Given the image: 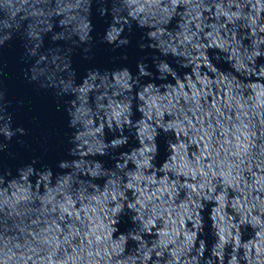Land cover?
<instances>
[{
    "label": "water",
    "instance_id": "1",
    "mask_svg": "<svg viewBox=\"0 0 264 264\" xmlns=\"http://www.w3.org/2000/svg\"><path fill=\"white\" fill-rule=\"evenodd\" d=\"M110 2L101 18L98 0H0V27L11 5L34 41L30 75L74 121L67 152L61 101L25 79L21 42L0 49V90L27 129L0 168L64 158L0 170V252L9 264H264V0ZM96 37L127 58L103 45L90 62L70 55Z\"/></svg>",
    "mask_w": 264,
    "mask_h": 264
},
{
    "label": "clouds",
    "instance_id": "2",
    "mask_svg": "<svg viewBox=\"0 0 264 264\" xmlns=\"http://www.w3.org/2000/svg\"><path fill=\"white\" fill-rule=\"evenodd\" d=\"M11 5H5L3 10V26L0 27V49L7 48L11 44L19 41L23 45V56L21 57V62L25 65L24 76L25 79L30 83L34 84L43 91L49 92L53 94L58 100L61 101L59 108L66 113L68 117V127L71 130V135L68 136V148L67 152L71 148L72 140V129L74 121H72L70 116V109L68 108L67 98L62 95L58 89H53L52 87L45 85L44 83L35 80L34 77L30 75V67L32 64V57L34 52L32 50L34 41L27 34L25 29L20 26L16 21L12 20L8 15V8ZM113 7V4L110 0H98L96 5L97 10L101 18H104L108 12ZM109 44H105L104 40L100 37H96L95 39L88 42V44H77L73 49L72 55L79 54L82 56L84 61H92L94 59L93 50L97 45H103L109 48L113 52H119L121 55L117 59H126L127 58V47L120 48L119 46H111ZM128 41H122L121 44L127 45ZM74 68L79 71L75 63L72 65ZM95 67V66H92ZM89 67V68H92ZM11 104L6 98V92L4 90H0V152H5L8 150L9 144L12 142L13 138H17L20 143H23V140L19 139L27 135V129L23 127H19L15 123V113L10 110ZM115 146V145H114ZM66 152V153H67ZM33 166L36 168H47L50 170H56L57 168H62L64 166V158L58 160L56 162L55 167L48 164H40L37 159H33L30 164H25L16 168H0L6 176H11L15 174L16 171L19 170L20 167L23 166ZM132 208H135V205H131ZM112 211L119 212L120 206H117L112 209ZM137 218L131 213L126 214L125 217L122 218L124 230L136 231L139 228V225L136 223ZM150 223V221H148ZM14 253L9 250V252H0V264H9V261L12 260V256ZM22 257H17L13 264H19V260ZM35 264V262H34Z\"/></svg>",
    "mask_w": 264,
    "mask_h": 264
}]
</instances>
